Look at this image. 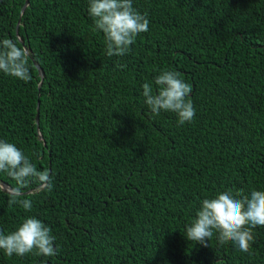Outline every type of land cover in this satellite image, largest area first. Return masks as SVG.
<instances>
[{
    "label": "trees",
    "instance_id": "obj_1",
    "mask_svg": "<svg viewBox=\"0 0 264 264\" xmlns=\"http://www.w3.org/2000/svg\"><path fill=\"white\" fill-rule=\"evenodd\" d=\"M25 3L0 0V40L29 50L32 76L0 73V140L51 188L26 187V211L0 187V232L35 217L58 254L0 264H264V227L250 253L184 236L203 199L264 190V0H132L149 27L122 57L106 55L89 0ZM162 71L191 86V122L149 115L142 85Z\"/></svg>",
    "mask_w": 264,
    "mask_h": 264
},
{
    "label": "clouds",
    "instance_id": "obj_2",
    "mask_svg": "<svg viewBox=\"0 0 264 264\" xmlns=\"http://www.w3.org/2000/svg\"><path fill=\"white\" fill-rule=\"evenodd\" d=\"M88 14L93 31L103 34L108 57L127 54L136 37L149 27L146 14L138 12L132 0H89ZM0 73L25 82L32 79L28 52L17 41L0 40ZM191 91V86L176 71H162L153 82L142 85L149 115L172 112L181 126L191 122L196 114ZM0 173L15 182L9 205L19 204L26 211L32 209L31 199L24 198L26 187L51 188L49 172L38 169L15 144L3 140H0ZM257 226L264 227V190H252L250 195L223 191L201 201L195 217L184 225V236L203 247L210 246L215 237L221 246L230 244L240 252L250 253L254 242L252 230ZM54 241L50 227L35 217H26L15 230L0 232V251L9 257L32 254L48 258L58 254ZM42 264H47L46 260ZM217 264L225 262L218 259Z\"/></svg>",
    "mask_w": 264,
    "mask_h": 264
},
{
    "label": "water",
    "instance_id": "obj_3",
    "mask_svg": "<svg viewBox=\"0 0 264 264\" xmlns=\"http://www.w3.org/2000/svg\"><path fill=\"white\" fill-rule=\"evenodd\" d=\"M28 4H29V0H26V3H25V6H24V8L22 9V15H23V13L25 12V10H26V7L28 6ZM20 22V21H19ZM20 25V23L18 24V26ZM24 46H25V44H24ZM25 50L27 51V52H29L28 51V49L25 47ZM37 67H38V69H39V74L41 75V76H44V72H43V70L39 67V65L37 64ZM39 108H40V102H38V110H39ZM36 120H37V123H38V125H39V121H40V115L38 114L37 115V118H36ZM40 138L42 139L43 137L40 135ZM0 187L2 188V190L5 192V193H8V194H13V192H12V188L8 185V184H6V183H1L0 182Z\"/></svg>",
    "mask_w": 264,
    "mask_h": 264
},
{
    "label": "bare ground",
    "instance_id": "obj_4",
    "mask_svg": "<svg viewBox=\"0 0 264 264\" xmlns=\"http://www.w3.org/2000/svg\"><path fill=\"white\" fill-rule=\"evenodd\" d=\"M29 5V4H28ZM28 7V6H27ZM27 7H26V9H27ZM25 13V12H24ZM23 13V14H24ZM20 23V22H19ZM19 27H20V25L18 26V29H17V35L19 36ZM19 40L21 41V43H22V45H24L25 44V42L22 40V38H20L19 37ZM29 51V50H28ZM38 68V67H37Z\"/></svg>",
    "mask_w": 264,
    "mask_h": 264
}]
</instances>
